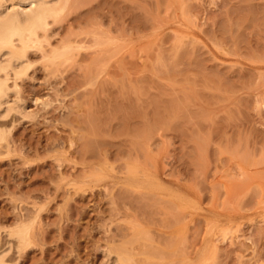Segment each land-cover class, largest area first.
<instances>
[{"label":"rangeland","instance_id":"374dc122","mask_svg":"<svg viewBox=\"0 0 264 264\" xmlns=\"http://www.w3.org/2000/svg\"><path fill=\"white\" fill-rule=\"evenodd\" d=\"M62 1L0 119L3 264H264V0Z\"/></svg>","mask_w":264,"mask_h":264},{"label":"bare ground","instance_id":"6f19581e","mask_svg":"<svg viewBox=\"0 0 264 264\" xmlns=\"http://www.w3.org/2000/svg\"><path fill=\"white\" fill-rule=\"evenodd\" d=\"M61 1L0 0V119L6 118L12 111L20 114L25 112L23 105L20 109L10 97L9 81L20 79L31 68L27 54L32 48L41 49L50 23L52 20L56 22L66 6L64 1ZM21 110H23L22 113ZM25 115L27 114L25 113ZM1 132L0 130V142L6 138V136L3 137L4 131ZM23 232L25 233L24 230ZM24 233L19 232L14 235L15 238L14 236L12 238L23 244L28 237L24 236ZM3 254L0 255V264L4 263ZM120 260H118L120 263L117 264H124L121 263L123 260Z\"/></svg>","mask_w":264,"mask_h":264}]
</instances>
